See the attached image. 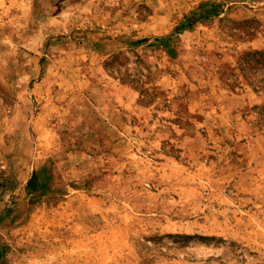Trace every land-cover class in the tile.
<instances>
[{"label":"rangeland","instance_id":"obj_1","mask_svg":"<svg viewBox=\"0 0 264 264\" xmlns=\"http://www.w3.org/2000/svg\"><path fill=\"white\" fill-rule=\"evenodd\" d=\"M0 264H264V0H0Z\"/></svg>","mask_w":264,"mask_h":264},{"label":"crops","instance_id":"obj_2","mask_svg":"<svg viewBox=\"0 0 264 264\" xmlns=\"http://www.w3.org/2000/svg\"><path fill=\"white\" fill-rule=\"evenodd\" d=\"M105 118H107V117H105ZM106 124V126H111V125H114L113 123H111V122H109V121H107V123H105ZM116 129L118 130V128L116 127Z\"/></svg>","mask_w":264,"mask_h":264}]
</instances>
